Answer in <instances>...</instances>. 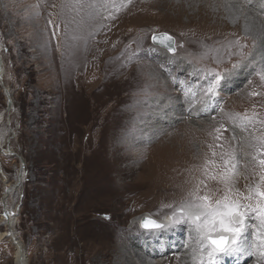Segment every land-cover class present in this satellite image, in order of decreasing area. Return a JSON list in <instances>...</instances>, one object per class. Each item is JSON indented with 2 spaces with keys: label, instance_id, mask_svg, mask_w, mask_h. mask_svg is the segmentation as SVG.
<instances>
[{
  "label": "rangeland",
  "instance_id": "374dc122",
  "mask_svg": "<svg viewBox=\"0 0 264 264\" xmlns=\"http://www.w3.org/2000/svg\"><path fill=\"white\" fill-rule=\"evenodd\" d=\"M234 1L0 0V145L16 153L0 146V264H15V237L28 264H212L190 224H141L222 190L206 173L235 165L234 189L258 182L264 10ZM162 32L175 52L153 44ZM236 63L222 107L196 117L215 106L211 75ZM251 233L216 264H264Z\"/></svg>",
  "mask_w": 264,
  "mask_h": 264
},
{
  "label": "snow or ice",
  "instance_id": "6c2138e0",
  "mask_svg": "<svg viewBox=\"0 0 264 264\" xmlns=\"http://www.w3.org/2000/svg\"><path fill=\"white\" fill-rule=\"evenodd\" d=\"M248 2L251 4L252 0ZM257 3L264 10V0H257ZM153 41L161 44L167 41L165 46L169 51H175L171 45L172 37L167 33L161 37L154 35ZM261 62L264 63V57ZM239 67H241L240 63H236L224 74L219 72L212 74L204 95L206 97L215 96L221 81ZM260 79L264 80V72L260 73ZM255 139L260 141L261 147L257 149L260 153L264 149V136ZM254 159L258 160L259 179L255 186L247 185L246 192L233 187L235 165L224 173L215 175L206 173L210 180H218L223 185V189L218 188L214 192L205 185L206 190L203 195H200L199 188H197L190 194V199L180 204L178 212L172 214L170 222L158 223L150 217H145L141 226L149 230H167L178 223L190 224L199 243L201 255L206 254L212 264H216L220 256L241 251L249 239V229H252L251 235L255 240L253 246L262 250L261 254L264 255V158L254 157ZM224 163L227 165L229 161L225 160ZM230 172L232 174H229ZM201 183L204 182L201 181ZM216 192L221 194L216 195Z\"/></svg>",
  "mask_w": 264,
  "mask_h": 264
},
{
  "label": "bare ground",
  "instance_id": "6f19581e",
  "mask_svg": "<svg viewBox=\"0 0 264 264\" xmlns=\"http://www.w3.org/2000/svg\"><path fill=\"white\" fill-rule=\"evenodd\" d=\"M230 5H232V6H236V2L234 1V0H229V2H228ZM239 7V6H238ZM257 17H259L258 15H257ZM214 24H216L217 22H219V18H218V16H214ZM253 30H254V28H253ZM212 35V34H211ZM240 40V43L243 41L242 39H239ZM263 41V40H262ZM243 42H245V41H243ZM234 45L235 44H233V47H232V49L230 50V51H232V50H234ZM241 45V44H240ZM244 45V44H243ZM3 75H4V71H3V63H2V60H1V58H0V79L3 77ZM243 96H245L244 94H243ZM190 115H192L191 113H190ZM239 138V139H238ZM240 138H242V139H240ZM243 137L241 136V134H239L238 133V136H237V141L238 142H240V143H242L243 141ZM226 141H228V140H226ZM242 141V142H241ZM229 142V141H228ZM231 143V142H230ZM244 144H245V142H244ZM227 147H229V146H227ZM247 148V147H246ZM230 149V148H229ZM228 149V150H229ZM234 149V148H233ZM230 152H231V150H229ZM233 152V151H232ZM231 154V153H230ZM232 157V156H231ZM228 159V158H227ZM232 159V158H231ZM230 159V160H231ZM196 165V164H195ZM22 181V173H20L19 172V169H18V171H17V173H16V178H15V183H14V186L15 187H13V188H11V189H9L10 191H12V189H15L16 188V186H18L19 184H20V182ZM8 191H6V193H7ZM9 223H11V221H9L8 222V224ZM8 236V235H7ZM14 259H15V264H28V259H27V254H26V252H25V250H24V246H23V242L21 241V240H19L17 237H15V253H14Z\"/></svg>",
  "mask_w": 264,
  "mask_h": 264
},
{
  "label": "built area",
  "instance_id": "2783aa9c",
  "mask_svg": "<svg viewBox=\"0 0 264 264\" xmlns=\"http://www.w3.org/2000/svg\"><path fill=\"white\" fill-rule=\"evenodd\" d=\"M7 104L11 106L13 104L12 99L9 95H7ZM2 149L4 151V155L9 156V155H16L15 150L12 148V146L6 145V144H1ZM22 167L24 168V164L20 163L19 170L22 171Z\"/></svg>",
  "mask_w": 264,
  "mask_h": 264
},
{
  "label": "water",
  "instance_id": "95a60500",
  "mask_svg": "<svg viewBox=\"0 0 264 264\" xmlns=\"http://www.w3.org/2000/svg\"><path fill=\"white\" fill-rule=\"evenodd\" d=\"M163 34H165V32L158 33V34H154V35H155V36H158V37H161V36H163ZM167 34H168V33H167ZM154 35H153V36H154ZM168 35L171 36L170 34H168ZM171 37H172V36H171ZM152 41H153V37H152ZM167 43H168L167 41L165 42V44H161V43H158V42H154V41H153V44L168 49V47L165 46ZM171 45H172V47L176 50L175 39H174V37H172ZM168 50H169V49H168ZM171 52H175V51H171ZM145 217H146V216H145ZM145 217H143V218H145ZM151 219H152V218H151ZM142 220H143V219H142ZM153 220H154V219H153ZM157 222H158V221H157ZM158 223H160V222H158ZM144 229H145V228H144ZM146 230H149V229H146Z\"/></svg>",
  "mask_w": 264,
  "mask_h": 264
}]
</instances>
